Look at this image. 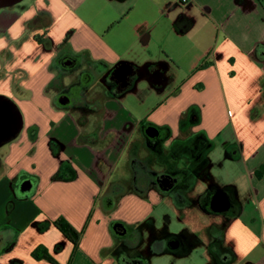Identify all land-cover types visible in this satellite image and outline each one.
<instances>
[{"label": "crops", "instance_id": "obj_1", "mask_svg": "<svg viewBox=\"0 0 264 264\" xmlns=\"http://www.w3.org/2000/svg\"><path fill=\"white\" fill-rule=\"evenodd\" d=\"M25 1L0 6V96L22 115L0 144V264H143L124 230L183 184L226 202L195 215L221 233L198 264H264V0ZM143 146L173 167L139 169ZM117 171L128 191L104 201Z\"/></svg>", "mask_w": 264, "mask_h": 264}, {"label": "rangeland", "instance_id": "obj_2", "mask_svg": "<svg viewBox=\"0 0 264 264\" xmlns=\"http://www.w3.org/2000/svg\"><path fill=\"white\" fill-rule=\"evenodd\" d=\"M31 1L33 0L23 2V5H27L31 3ZM17 8H20V6ZM184 151L185 160H188L189 158L187 155H190L191 152L187 149L181 150L182 153ZM140 152L141 153L138 155L141 157L143 165H139V169L142 167L144 170L146 169L147 172L151 169H157L158 171L164 170L165 172L173 167L167 164L169 158H165V155L154 154L144 146ZM212 156L210 159L214 162L217 155L214 157ZM119 171L111 178L110 186H108L110 187L109 191L113 194L111 193L105 196L104 201L116 202V200L118 201L121 196L128 191V185L117 184L119 181L118 177L121 176V171ZM214 174L213 171L212 175L214 176ZM141 175L143 179L145 174L142 173ZM198 188L197 185L195 186L192 184H183L181 187L177 185V187L173 189L174 193L166 200L167 203H169L167 205L171 207L173 213H170L168 210L169 207L163 204V207L161 206L162 208H159V213L164 214V210L166 213L162 216L158 215L160 217L155 225L149 226V224V227L146 228V224L144 223L135 228L126 227L124 230V238H127L131 242L129 256L135 257L143 264H181L184 261L190 264H192V262L195 264L201 263L199 259L205 252L204 249L199 248V242L201 239L203 240L202 237H204L205 240L214 237L213 241L217 240L220 242L221 233L219 231L214 235L212 231L214 229L211 225L198 232H194L192 229L194 223H196V225L198 224V221L194 219L195 215L209 212L206 206L208 205V201L204 198L205 195L196 193L198 192ZM116 194H120V196L118 197ZM112 202H110V204ZM110 207H112V205H110ZM205 207L207 208L205 209ZM174 212H178L179 215ZM191 214H194V216H191ZM212 233L213 235H211ZM215 262L216 264H220L218 260Z\"/></svg>", "mask_w": 264, "mask_h": 264}, {"label": "water", "instance_id": "obj_3", "mask_svg": "<svg viewBox=\"0 0 264 264\" xmlns=\"http://www.w3.org/2000/svg\"><path fill=\"white\" fill-rule=\"evenodd\" d=\"M16 1L18 0H0V6L7 7ZM131 74L132 68L127 65H121L117 70V75L120 79H126L128 76H131ZM21 117L22 115L16 105L12 103L10 99L0 96V144L6 143L17 137L22 129ZM214 204L213 208L215 211L226 206V202L220 196H216Z\"/></svg>", "mask_w": 264, "mask_h": 264}, {"label": "trees", "instance_id": "obj_4", "mask_svg": "<svg viewBox=\"0 0 264 264\" xmlns=\"http://www.w3.org/2000/svg\"><path fill=\"white\" fill-rule=\"evenodd\" d=\"M257 176L258 177H263L264 174V169H260L257 172ZM54 225L56 228H58L61 233L71 242H73L75 245L77 244V241L80 238V232H78V230L76 228H74V226H72L71 224H69L68 222L62 220V219H58L54 222ZM33 257L35 259H44L46 261H48L51 264H58L56 262V260L54 258H52L51 256L48 255L47 251L44 248H39L36 249L33 252Z\"/></svg>", "mask_w": 264, "mask_h": 264}, {"label": "flooded vegetation", "instance_id": "obj_5", "mask_svg": "<svg viewBox=\"0 0 264 264\" xmlns=\"http://www.w3.org/2000/svg\"><path fill=\"white\" fill-rule=\"evenodd\" d=\"M143 181H145V180H143ZM145 182H146V181H145ZM165 182H166V180H165V181H162V182H161L162 185H163V186H168V185H166ZM208 204H209V205H207V206H208V208H209L210 210H211V208L213 207V205H215V204H214V201H211V200L208 201Z\"/></svg>", "mask_w": 264, "mask_h": 264}]
</instances>
